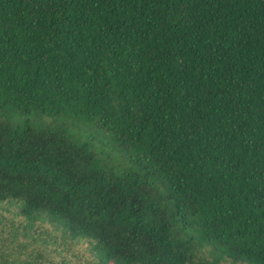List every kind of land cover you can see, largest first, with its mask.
I'll list each match as a JSON object with an SVG mask.
<instances>
[{
    "label": "trees",
    "instance_id": "16d2710c",
    "mask_svg": "<svg viewBox=\"0 0 264 264\" xmlns=\"http://www.w3.org/2000/svg\"><path fill=\"white\" fill-rule=\"evenodd\" d=\"M0 264H264V0H0Z\"/></svg>",
    "mask_w": 264,
    "mask_h": 264
}]
</instances>
